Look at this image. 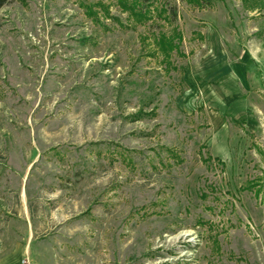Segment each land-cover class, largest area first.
Masks as SVG:
<instances>
[{"label": "rangeland", "instance_id": "374dc122", "mask_svg": "<svg viewBox=\"0 0 264 264\" xmlns=\"http://www.w3.org/2000/svg\"><path fill=\"white\" fill-rule=\"evenodd\" d=\"M0 22V264H264V0Z\"/></svg>", "mask_w": 264, "mask_h": 264}, {"label": "trees", "instance_id": "16d2710c", "mask_svg": "<svg viewBox=\"0 0 264 264\" xmlns=\"http://www.w3.org/2000/svg\"><path fill=\"white\" fill-rule=\"evenodd\" d=\"M194 1L198 2V0H194ZM9 2H10V0H0V10L3 7H5ZM124 6H126V5H124ZM1 25L2 24L0 22V27H1ZM158 43L161 45V48L164 52H165V50L168 51V49H171V47H172V43L168 39H166L164 36L161 38V40H159Z\"/></svg>", "mask_w": 264, "mask_h": 264}, {"label": "crops", "instance_id": "0c3cea01", "mask_svg": "<svg viewBox=\"0 0 264 264\" xmlns=\"http://www.w3.org/2000/svg\"><path fill=\"white\" fill-rule=\"evenodd\" d=\"M244 73H245V71H244Z\"/></svg>", "mask_w": 264, "mask_h": 264}]
</instances>
